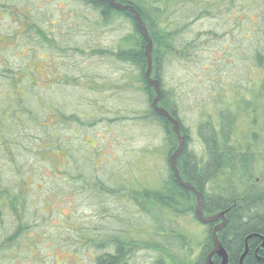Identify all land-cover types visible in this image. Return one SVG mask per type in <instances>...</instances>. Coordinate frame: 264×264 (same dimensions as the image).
I'll use <instances>...</instances> for the list:
<instances>
[{"label":"trees","instance_id":"obj_1","mask_svg":"<svg viewBox=\"0 0 264 264\" xmlns=\"http://www.w3.org/2000/svg\"><path fill=\"white\" fill-rule=\"evenodd\" d=\"M8 1L11 2H7L8 5L0 8L2 14L9 16L11 10L19 5L28 7L30 11L26 19H23L25 23L15 27L24 35L19 46L16 41L14 44L12 43L13 32L16 29L1 38L0 43L5 42V46L6 44L8 46L5 49H0V53L7 55L8 59L14 58L18 61L14 56L20 47H23L27 54L32 51L40 52L37 48L26 43L30 39L49 46L53 37H64V32L60 31L58 26L60 21L52 22L49 15L46 16L47 18L44 16V20L34 19L32 12L36 5L32 6L31 0ZM62 1L66 4L61 9L68 13L67 19L71 18L74 21L75 28L94 31L95 29H107L118 22L127 24L128 32L115 41L116 45L113 51L108 53L109 68H117L127 77L136 80L135 82L140 86L139 88L148 103V110L144 118L160 125L166 149V175L154 183V187L142 189L143 187L138 186L139 191H134L135 197H141L148 204L156 205L157 208L165 209L176 216H191L198 223L193 211L195 207L194 195L174 185L175 178L170 168L169 158L177 148V138L171 130V125L165 119L157 116L150 107L154 93L145 81L146 41L141 36L132 15L125 11L112 9L107 0ZM41 2L44 3V0ZM115 2L133 7L147 30L152 42L151 79L158 82L161 90L159 106L178 121L181 136L184 139L183 150L177 158V169L182 174L183 180L191 183V186L201 195L205 216L224 213L227 224L218 234V240L227 254V264H238L245 249V240L250 236L246 242L248 252L242 264H264V249L256 253L257 257L254 256L258 246L264 244V184H248L255 172L254 155L256 153H252L251 150L252 147H255L256 142H259V139L257 135L253 134L249 142L240 144L235 137L240 115L245 113L249 115L248 120L253 125L258 123L257 115H264V79L261 81L251 79L252 73L264 70V0H115ZM59 6L62 5L56 3L55 8L58 11L61 10ZM66 6H72L74 10L72 11ZM32 23L34 24L30 25ZM49 50L50 48L46 46L42 52L50 54L54 58L53 52H49ZM207 62L210 64L209 68L206 67ZM193 66H198L202 71L208 69L209 84L213 83L205 94L209 100L213 101L211 109L214 111L213 115L196 126L198 142L203 149L199 158L189 153L190 139L187 129L181 123L176 102L177 97L185 99V93L179 91L180 95H177L175 87V72L180 70L184 74L179 78V81L182 82ZM7 67H4L3 73L8 74L5 79H8L9 85L8 89L0 95L1 101L7 99L0 104L4 107L1 109L4 119L0 121V134H2L0 135V149L5 150V158H9L11 166L13 164V171L17 173L20 168H24L22 171L25 174L23 177H19L16 182L25 183L24 187L27 186L26 181L29 177H33L34 172H37L40 167L37 162H47L52 170H50L49 177L45 179L64 182V186L68 187L71 202H75L76 197L84 188L83 184L87 185L88 182L81 178L80 167L75 165V158L71 156V154H76V151H73L68 141L60 136V129L57 130V128L58 124L62 125L72 121L77 124L76 127L80 130L83 124L82 117H67L57 108L61 120L52 127L56 140L45 124L39 123L38 126L44 131L42 130L41 136L34 140L35 144L32 147L34 149L29 153L34 156L37 162L30 165L24 163L19 166L14 158L16 138L7 137L5 135L7 131L2 130L1 127L6 129L5 123L26 119L25 103L23 99L17 98V95L20 93L23 98L24 93L29 90H19V93L13 90L15 89L13 83L16 81V73L19 70L9 71ZM240 76L243 77L240 78ZM246 78H250L252 81H249L251 86L245 87L246 84H241L247 80ZM239 85H243V87L239 88ZM111 86L109 82L106 83V88L109 89ZM44 90L50 91L45 88ZM10 96L12 97L8 101ZM97 102L91 101L90 103L98 108L99 103ZM36 103H39L38 106L43 109L50 101L45 104L43 101L37 100ZM16 105L21 108L23 114L21 119L16 116ZM206 109L205 104L203 109L198 107V115L203 116L202 110ZM49 139L52 143L47 144ZM8 140L12 147H8ZM43 142L45 147L41 148ZM83 149L85 148L82 147L81 150ZM59 153L63 154L64 163L53 162L54 156ZM67 156L72 160V163H67ZM63 164H67V166L65 167ZM55 173L56 178H54ZM25 178L26 181H23ZM79 180L82 181V185L75 183ZM12 182L2 179L0 181V223L10 213L16 215L20 220L16 233L6 238L5 242L22 236L23 239L29 241L32 239L27 234L29 229L35 230L40 226L37 223L32 224L33 227L28 225V223L31 224V221L28 218L24 202L27 203L29 199H35L38 196L36 194L38 191L27 199L22 194V189L18 188L16 192L17 187L14 188ZM173 196L176 197V200L172 199ZM30 203L32 204V200ZM31 207L33 213L31 219L39 220L44 228L46 217L37 214L33 205ZM201 226L207 229L206 236L198 244L199 255L194 257L190 256L192 248L186 243V238L183 235L179 232L167 233L159 225L153 227V232H146V241H143V238L131 240L125 236H108L103 240L101 238L97 241L90 240L86 244L81 242V246L95 247L98 254L94 257L93 264H129L130 258L136 251L155 255L154 264H205L206 256L212 250L213 224ZM66 231L78 233L79 238L83 240L80 228L74 230L69 225ZM213 264H220V260H214Z\"/></svg>","mask_w":264,"mask_h":264},{"label":"rangeland","instance_id":"obj_2","mask_svg":"<svg viewBox=\"0 0 264 264\" xmlns=\"http://www.w3.org/2000/svg\"><path fill=\"white\" fill-rule=\"evenodd\" d=\"M31 1L32 6L36 5L32 12L35 20H44L49 15L52 22L60 21L58 26L65 34L63 33L62 38L53 37L49 46L30 39L26 43L40 52L32 51L27 54L23 47H20L14 56L18 61L22 60L19 62L0 53V95L9 85L8 79H5L8 74L3 73L6 66L9 71L19 70L13 90L17 93L19 90H29L24 93L23 98L20 93L17 95V98L23 99L25 103L26 119L5 123L6 129H1L7 131L5 135L10 139L16 138V163L19 166L24 163L30 165L37 162L34 156L29 154L34 149V140L41 136L42 130L44 131L38 126L39 123H44L53 135L52 127L61 120L60 112L67 117L81 116L83 124L80 130L72 121L58 124L57 130L60 129V136L76 151V154L71 156H74L75 165L80 167L79 174L88 182V186L84 183V188L76 197L77 200L71 202L68 187L64 186V182L45 179L49 177L52 169L47 162L40 161L37 162L40 167L33 177H29L27 181L26 178L23 180L27 184L24 187L25 183L16 182L25 174L22 171L24 168H20L22 172L13 171V164L11 166L9 158H5V150L0 149V168L3 165L0 181H13V187H17L16 192L18 188L22 189L21 192L27 199L38 191L37 199H29L24 203L31 221L28 225L33 227L32 224L37 223L40 226L35 230L29 229L27 234L32 237L29 241L22 236L5 242L6 238L16 233L20 220L12 213L5 216L0 223V264H93L94 257L98 254L95 247L81 246V242L86 244L90 240H103L108 236H125L131 240L143 238V241H146V232H153V227L157 225L167 233L179 232L192 248L190 256L199 255L198 244L206 236L205 227L196 223L191 216H176L165 209L157 208L156 205L148 204L141 197H135L134 191H139L138 186L143 187L142 189L151 188L166 175V149L160 125L144 118L148 103L136 80L127 77L117 68H109L108 53L113 51L115 41L128 32L127 24L118 22L107 29L94 31L78 29L71 18L67 19L68 13L61 9L66 4L64 1ZM7 2L11 1L0 0V8L8 5ZM56 3L62 5L59 6L61 10L55 8ZM66 7L74 10L72 6ZM29 12L28 7L23 5L12 9L9 16L2 14L0 10V41L2 36L16 29L12 43L16 41L19 46L24 35L15 27L25 23ZM7 46L5 42L0 43V49ZM46 46L50 48L49 52H53L54 58L50 54H43ZM208 65L210 66L209 62L206 63L207 68ZM189 71L182 82L179 78L184 74L180 70L175 72L177 95H180L179 91L185 93V99L177 97L176 102L181 123L187 129L190 139L189 153L199 158L203 149L198 142L196 126L213 115V101L205 95L213 83L209 84L208 69L202 71L198 66H193ZM254 73L251 74L252 80L264 79V70ZM249 81L250 78L241 84H246L245 87L251 86ZM107 82L112 85L109 89L106 88ZM240 87L243 85H239ZM44 88L50 91L46 92ZM6 100H0V104ZM37 100L45 104L48 101L50 103L41 109L39 103H36ZM91 101H98L100 107L95 108ZM204 104L207 109L202 110L203 116H199L198 107L203 109ZM2 108L4 107L0 106V121L4 119ZM15 108L16 116L21 119V108L18 105ZM248 118L246 113L239 116L235 137L241 144L249 142L253 134L257 135L259 142H256L255 147L251 146L252 153H256L255 172L248 184L261 185L264 184V115H257L256 125ZM53 138L56 140L54 135ZM46 143H52L51 139ZM43 146L44 142L41 148ZM8 147H12L10 140ZM82 147L85 149L81 150ZM64 159L63 154L59 153L54 156L53 162L64 163ZM66 161L72 163L68 156ZM63 166L66 167L67 164ZM75 183L82 185L81 180ZM32 205L37 214L46 217L44 228L39 220L31 219ZM67 223L74 230H82L80 235L83 240L79 238L78 233L66 231L69 226ZM154 258L155 255L151 253L136 251L129 264H154Z\"/></svg>","mask_w":264,"mask_h":264},{"label":"water","instance_id":"obj_3","mask_svg":"<svg viewBox=\"0 0 264 264\" xmlns=\"http://www.w3.org/2000/svg\"><path fill=\"white\" fill-rule=\"evenodd\" d=\"M107 2H108V5L114 10L125 11V12H128L129 14H131L135 23H136L137 28L140 31L141 36L146 41L145 57H146L147 69L145 72V81H146L147 85L154 92V97L151 101L150 107L152 108L153 112L157 116L165 119L171 125V130L174 133L175 137L177 138V148L172 153V155L170 156L169 164H170V168H171V171L173 173V176H174L175 180L177 181L178 185L181 188H183L184 190L193 193V195L196 198V204H195V208H194L195 220L201 225H212V224L218 223L217 225L214 226V228L211 231L212 250L206 256L205 264H213V262H212L213 256H216L217 258L220 259V264H227V254H226L225 250L221 247L220 242L218 240V234L225 228V226L227 224V220L225 218L224 213H219V214L212 215V216H205L203 213V200H202L201 195L190 184L184 183L182 181L180 175H179V171L177 169V158L179 157V155L181 154V152L183 150L184 139L181 136V128H180L178 121L173 119L164 109H162L159 106V103L161 100V90H160V86H159L158 82L151 79L152 42L148 36L147 30H146L144 24L142 23L139 15L137 14V12L134 10L133 7L123 6L119 3H116L115 0H107ZM250 237H247L245 240V249H244V252L239 259L238 264H242V261L248 252L246 242ZM263 247L264 246H262V248Z\"/></svg>","mask_w":264,"mask_h":264},{"label":"flooded vegetation","instance_id":"obj_4","mask_svg":"<svg viewBox=\"0 0 264 264\" xmlns=\"http://www.w3.org/2000/svg\"><path fill=\"white\" fill-rule=\"evenodd\" d=\"M106 98H107V97H106ZM90 117H91V116H90ZM179 175H180L181 179L183 180L182 174L179 173ZM173 177H174V176H173ZM173 181H174V185L179 186L178 183H177V181H176L175 179H174ZM183 182L191 185V183H189V182H185L184 180H183ZM179 187H180V186H179ZM180 188H181V187H180ZM197 192H198V191H197ZM198 193H199V192H198ZM192 194H193V193H192ZM194 198H195V196H194ZM172 199L176 200V197L173 196ZM195 204H196V198H195ZM194 208H195V207H194ZM193 211H194V209H193ZM217 224H218V223L213 224V227H214L215 225H217ZM213 227H212V228H213ZM262 246H264L263 243L260 244V245L258 246V248L256 249V251L254 252V256H255V257H257L256 253H257L258 251H262V250L264 249V247L262 248ZM216 259L220 260V259L217 258L216 256H213V257H212V262H213L214 260H216Z\"/></svg>","mask_w":264,"mask_h":264}]
</instances>
